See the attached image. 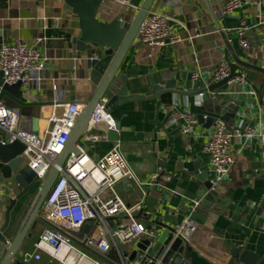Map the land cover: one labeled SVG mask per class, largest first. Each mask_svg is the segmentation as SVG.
Instances as JSON below:
<instances>
[{"label":"crops","instance_id":"0c3cea01","mask_svg":"<svg viewBox=\"0 0 264 264\" xmlns=\"http://www.w3.org/2000/svg\"><path fill=\"white\" fill-rule=\"evenodd\" d=\"M144 1L133 0L134 7L129 8L116 0H105L98 17L102 22L115 18L132 22ZM240 1L241 6L233 14L226 15L222 10L227 0H208L210 8L205 0H156L152 10L172 18L171 23L181 41L155 48L150 57L148 48L135 40L120 69L128 76L125 86L129 93L144 94L151 90L150 74L159 84H165L164 78L172 74L178 85L190 88L199 87L201 80L206 84L215 83L212 80L214 68L228 62V58L235 61L227 42L238 59L263 67L260 59L264 60V26L259 25V15L264 13V0ZM243 26L247 28L245 37L254 47L253 55L240 45L238 30ZM0 30L3 33L0 47L3 43L24 40L29 46L38 48L45 63L39 88L33 93H41L49 103L42 106L39 117L25 122L35 134L46 135L71 101L78 99L81 104L91 101L97 85L90 79L88 58L96 55V50L92 46L84 52L76 50L74 40L81 34L79 20L64 1L0 0ZM196 34L201 36L191 39ZM37 37L42 40L37 42ZM240 71L245 75L243 81L236 79L227 90L219 88L207 92L203 99L198 97L197 102L201 104L218 98L221 106L231 103L241 112L234 123L235 128H241V132L252 129L264 133V74L243 67ZM193 73L199 74L198 79H193ZM251 90L256 94H250ZM108 97L107 107L121 123L119 140H111L107 135L91 141L84 136L81 147L96 162L119 145L136 179L120 182L116 190L128 205H141L137 218L146 226L162 222L177 228L187 217H192L198 225L195 234L187 241L192 250V264H225L235 248L256 254L264 264V144L261 140L245 136L234 139L232 171L219 188L212 190L198 174L178 167L179 162L199 161V170L208 171V177H211L210 158L204 150L211 128L199 124L196 136H185L177 126L169 123L166 106L177 103L180 109L190 110L186 98L166 94L160 101L151 99L118 104L116 94L113 98ZM93 133L104 135V126L100 125L87 134ZM170 136L174 142H181V147L189 155L180 156ZM18 193L14 179H6L0 172V224L4 222L9 200ZM30 196L13 211V224ZM195 202H199L196 207ZM127 223L125 215L108 218L106 229L112 233ZM88 224L91 225L89 234L98 236L100 227L93 221ZM41 227L43 230L41 224L37 225L12 264H59L45 252L39 260L33 257L28 261L23 259L25 253L36 252L34 244L42 232ZM108 230L106 236L111 241ZM15 233L11 230L10 236ZM137 241L121 245L119 249L113 245L106 255L122 263L121 252L130 254Z\"/></svg>","mask_w":264,"mask_h":264},{"label":"built area","instance_id":"2783aa9c","mask_svg":"<svg viewBox=\"0 0 264 264\" xmlns=\"http://www.w3.org/2000/svg\"><path fill=\"white\" fill-rule=\"evenodd\" d=\"M116 1L125 7H134L133 0ZM240 6V0H227L222 12L226 15L233 14ZM171 21L172 18L165 13L152 9L144 19L136 40L148 48V56L151 57L152 51L157 47H165L181 41ZM259 25L264 26V13L259 15ZM246 29V26H243L238 30L240 45L253 55L255 50L252 43L245 37ZM200 36L201 34H196L191 39ZM41 40L42 37L36 38L37 42ZM262 46L264 47V35ZM195 61L198 62L197 59ZM260 61L264 67V60L260 59ZM44 70L45 63L38 48L29 46L21 39L1 45L0 71L4 73L6 83H21L24 88H29L40 83ZM198 77V73H193L194 80ZM230 77L231 67L227 61L214 68L212 72V80L215 83ZM236 79L243 81L244 73L242 72L240 77L231 78L228 84ZM249 93L255 95L256 91L251 90ZM204 94L202 93L199 98L203 99ZM108 103V96L99 100L88 130L92 132L103 125L105 134H87V132L85 135L87 139L98 141L107 137L109 131L117 130V121L108 110ZM84 106L85 104H81L78 99L71 101L63 114L54 120L53 127L47 134L40 136L21 129L20 114L0 100V142L6 140L23 142L26 146L23 153L25 163L41 180L65 150L69 135ZM166 108L171 125L177 126L181 134L185 136H196L197 126L200 124L196 115L188 109H180L177 103L168 104ZM238 136L258 137L264 144V133L252 129L244 132L238 129L230 130L222 120H217L211 128L204 150L210 158L212 190L219 188L232 171L235 164V158L231 152L232 143ZM131 178L136 179L135 174L119 149V145H115L96 162L84 150L80 158L71 156L41 209L40 219L46 223V226L34 244L36 252L25 253L24 261L32 257L39 260L45 252L59 264H105L90 257L67 235L71 231L82 230L91 221L100 227L101 232L98 236L87 234L84 240L88 246L105 255L113 245L119 249L121 245L133 243L143 235L149 234L146 224L137 218L141 205L139 203L128 205L116 190L120 182ZM198 205L199 202H195V207ZM121 215L127 217L128 223L111 233L106 229L107 219ZM197 228V222L192 217H187L176 228V233L185 241H189ZM106 230L110 234L111 241L106 236Z\"/></svg>","mask_w":264,"mask_h":264},{"label":"water","instance_id":"95a60500","mask_svg":"<svg viewBox=\"0 0 264 264\" xmlns=\"http://www.w3.org/2000/svg\"><path fill=\"white\" fill-rule=\"evenodd\" d=\"M61 1H64L71 8L79 20L81 34L74 40L76 50L84 52L88 46H92L96 50V52L94 51L96 55L92 54L88 58V69L90 79L97 85V90L91 101L83 107L66 142L65 150L58 157L52 169L41 180L25 163L23 153L26 146L23 142L19 140L0 142V172L4 178L14 179L19 189V193L9 200L5 210L4 222L0 224V264H12L16 259L23 245L31 238L33 231L41 220L40 212L44 202L60 174L64 171L69 158L71 156L81 157L83 153L81 141L89 130L93 112L102 97L111 96L113 98L116 94V102L124 104L151 99L160 101L162 96L166 94L177 95L187 99L190 111L197 116L199 123L205 128L210 129L217 120H222L226 123L228 129L240 130L241 128L234 127V123L241 112L236 110L233 104L229 103L226 107L221 106L218 98H212L198 104L197 99L202 93L214 92L219 88L227 90L230 87L228 81L242 75L241 67L264 74L263 67L238 59L234 55L231 45L227 42L228 50L235 59L234 62H231L228 58L231 67L230 79L212 84H206L204 80H201L199 87L190 88L185 85H178V80L174 74L171 77L164 78L165 84L157 83L150 74L151 90L144 94L129 93L125 86L128 76L120 69L136 40L144 19L151 11L156 0H145L132 22H126L121 18L102 22L98 14L105 0ZM205 2L210 8L208 0H205ZM2 34L0 30V44L3 41ZM36 88H39V84L30 88H24L21 83L8 84L5 82L4 73L0 71V100H3L7 107L20 114L19 127L21 129L34 133L33 129L25 126V122L32 117H39L42 106L49 103L42 98L41 93H33ZM120 128L121 123L117 121V130L108 132L109 139L118 141V130ZM170 140L180 156L189 155L181 147V142H174L172 136H170ZM178 167L195 172L201 179L205 180L206 186L212 188L211 180L208 177L209 172L199 170L201 167L199 161L179 162ZM36 187V194L34 193L35 197L27 214L16 233L10 236L13 211L24 198L30 196L32 190ZM90 229L91 225L86 224L82 230L71 231L67 235L73 243L105 264H192V250L187 241L177 235L176 228L162 222H156L155 226L153 224L148 225L147 229L150 233L144 238L138 239L135 243V249L130 254L121 252L122 263L110 259L107 255L86 244L84 237L89 234ZM212 264L218 263L212 262ZM225 264L262 263L256 254L248 250L235 248Z\"/></svg>","mask_w":264,"mask_h":264},{"label":"rangeland","instance_id":"374dc122","mask_svg":"<svg viewBox=\"0 0 264 264\" xmlns=\"http://www.w3.org/2000/svg\"><path fill=\"white\" fill-rule=\"evenodd\" d=\"M35 194H36V193H35ZM35 194L31 195V196L28 198V201H27V203H26L24 209L21 211V213H20L18 219L16 220L15 224L12 225L11 230H15V232H16V230H18V228L20 227V225H21V223H22V221H23L25 215H26L27 212H28V209H29V207H30V205H31V203H32V201H33V199H34V197H35ZM38 224H39V225L41 224V226H43V227L46 226V224H44V223H42V222H40V223H38ZM40 229L42 230V227H41Z\"/></svg>","mask_w":264,"mask_h":264},{"label":"trees","instance_id":"16d2710c","mask_svg":"<svg viewBox=\"0 0 264 264\" xmlns=\"http://www.w3.org/2000/svg\"><path fill=\"white\" fill-rule=\"evenodd\" d=\"M40 222V221H39Z\"/></svg>","mask_w":264,"mask_h":264}]
</instances>
